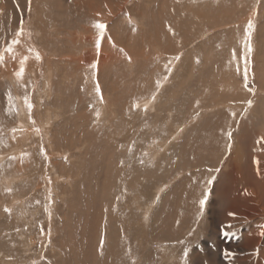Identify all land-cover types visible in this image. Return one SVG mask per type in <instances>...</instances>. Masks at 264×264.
Listing matches in <instances>:
<instances>
[{"label": "rangeland", "instance_id": "374dc122", "mask_svg": "<svg viewBox=\"0 0 264 264\" xmlns=\"http://www.w3.org/2000/svg\"><path fill=\"white\" fill-rule=\"evenodd\" d=\"M14 2L0 264H264V0Z\"/></svg>", "mask_w": 264, "mask_h": 264}, {"label": "bare ground", "instance_id": "6f19581e", "mask_svg": "<svg viewBox=\"0 0 264 264\" xmlns=\"http://www.w3.org/2000/svg\"><path fill=\"white\" fill-rule=\"evenodd\" d=\"M10 1H15L16 2V4H17V2H20V4L19 5H21L22 6V4L25 2V0H0V17L1 16H5L6 17V25L8 24V21H7V17H8V12H7V10H6V7H4V5L7 3V2H10ZM14 2V3H15ZM16 6V5H15ZM18 6V5H17ZM10 10V9H9ZM12 11V10H11ZM14 14V13H13ZM200 15H201V13H200ZM14 18V17H13ZM11 20V19H10ZM197 21V19H195L194 21H193V23H195ZM3 23H1L0 22V27L1 28H3ZM3 35V34H2ZM4 36V35H3ZM86 37V36H85ZM96 37L95 36H93V37H90V38H88L86 41H85V38H83V36H82V39L87 43V41L88 42H90V43H93L94 42V39H95ZM35 45H36V43H35ZM34 45V46H35ZM35 49V48H34ZM93 52V50H91L90 51V53H87V54H83L82 56H80V57H77V58H72L73 60H75L77 63H78V66L79 67H82V68H84V67H87L89 64H90V60H89V58L92 56V53ZM92 53V54H91ZM21 55V54H20ZM44 55V54H43ZM91 55V56H90ZM95 55V54H94ZM22 56V55H21ZM45 56V55H44ZM96 57V56H95ZM1 58V57H0ZM92 58V57H91ZM20 57H16L15 59H13V61H12V65H10V66H14L15 65V63L16 62H19L20 61ZM93 59V58H92ZM102 59H103V61L102 62H105L106 61V58H104V57H102ZM96 60V59H95ZM1 62V61H0ZM101 62V63H102ZM96 64V63H95ZM100 65V64H99ZM0 66H1V64H0ZM21 77V76H20ZM20 81V80H19ZM18 93V92H17ZM19 98V97H18ZM21 100V99H20ZM19 104L20 105H23L22 104V102L21 101H19ZM34 106V105H33ZM23 111V110H22ZM1 112V111H0ZM22 115V114H21ZM0 117H3V114H1L0 113ZM21 117V116H20ZM108 122V121H107ZM187 148V147H186ZM189 149V148H188ZM79 150V149H78ZM216 161V160H215ZM217 163V162H216ZM219 166V165H218ZM98 218H102L101 217V215H99L98 216ZM170 218V217H169ZM148 219V218H147ZM96 221H97V219H95ZM154 241V240H153ZM92 248V247H91ZM250 254H252V253H250ZM102 255V254H101ZM251 258H253L252 256H250V259Z\"/></svg>", "mask_w": 264, "mask_h": 264}, {"label": "snow or ice", "instance_id": "6c2138e0", "mask_svg": "<svg viewBox=\"0 0 264 264\" xmlns=\"http://www.w3.org/2000/svg\"><path fill=\"white\" fill-rule=\"evenodd\" d=\"M226 228H231V225H226V226H222V235H224L225 237L228 236V231L224 230ZM264 234V233H262ZM224 255L225 256H230V255H234L232 253H230L227 249L224 250Z\"/></svg>", "mask_w": 264, "mask_h": 264}]
</instances>
